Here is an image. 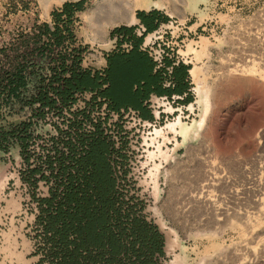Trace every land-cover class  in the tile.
Listing matches in <instances>:
<instances>
[{
  "label": "rangeland",
  "instance_id": "1",
  "mask_svg": "<svg viewBox=\"0 0 264 264\" xmlns=\"http://www.w3.org/2000/svg\"><path fill=\"white\" fill-rule=\"evenodd\" d=\"M96 1L98 0H85L82 10L74 11L67 18L59 11L63 3L76 2L74 0H0V93L16 86V76L19 73L23 75L31 72L32 75V84L25 90V99L17 96L10 112L0 114V123L3 120L1 115L8 116L12 124L18 123L20 115L27 111H22L23 101L31 96L35 83L39 80L38 76L46 75L53 65L56 66L66 57L69 50L81 54L86 51L87 46L93 47L98 51L97 60L94 61L97 62L102 49L107 53L113 50L112 32L115 29L134 26L136 11L149 6L157 7L160 13L169 17L163 30L165 34H162L161 29L158 31L159 35H163L162 39L173 47L178 59L190 66L188 87L191 97V105L187 106L184 118L177 128L178 143L168 155L158 158L160 166L155 161L152 176L139 183L142 192L148 195L147 212L166 240L165 263L264 264V203L259 207L254 206L252 193L241 195L242 199L239 201L225 196L227 199L223 205L220 204V208L227 205L228 215H232V210H245L251 218H257L258 215L259 226L248 227L246 232L241 231L245 226L239 224L244 219L238 218L237 221L236 218H231L233 222L237 221L239 227L230 224V218L222 219L221 216L208 212V206L181 202L186 188L188 191L194 186V174L201 165H205L204 162L208 164L214 161L217 164L228 160L229 164H221L223 168L219 164V168L225 169L224 175L236 178L235 184L240 179L237 177L236 167L240 166L247 168L249 176H261V181L264 182V141L261 143L260 166L250 161L257 151L256 133L264 128V78L260 79L252 71L247 75L233 72L236 67L250 66L249 60L244 59V52H248L247 50L261 51L264 59V0H185L183 12L177 10V4L172 0H144L142 7L140 4L133 5L130 21L117 22L107 28L104 43L92 40L88 25L82 17V13ZM54 12L61 14L58 18L59 25L72 30L70 42L59 47L56 55L46 52L48 47L42 44L45 43L43 38L36 34L39 31L38 25L54 23ZM150 37L147 35L144 41H148ZM41 52L42 55L39 54ZM127 58L129 61L125 60L123 69L121 67L122 70L118 72L121 86L114 101L120 105L137 96L134 93L128 94L124 71H133L132 78L138 72L133 70L131 56ZM111 62L115 64V58ZM262 66L261 69H264ZM246 76H249L247 80L251 83L246 82L245 87L240 86L238 77ZM212 91L221 94L220 102H216L211 96ZM96 111H101V107L96 108ZM176 123L167 124L166 129L173 130ZM69 139L73 152L77 155L88 147L89 141L84 139L78 142L74 134ZM38 140L42 143H35L39 147L37 151L31 148V154H36V158L31 160V155L27 157L30 158L32 167L40 163L38 156L45 142L42 138ZM33 141L30 140L29 144H34ZM6 142L8 143L5 144L0 137V147L13 146L11 155L14 160L13 163L7 162L0 148V181L3 185L0 192V264H53L43 248L44 233L42 224L37 221V202L32 201L28 195L25 198L19 197L20 187H23L24 192L26 185L18 181L12 183V189L8 188L11 189L9 194L18 195L13 197L15 202L12 199L6 200L5 183L20 167L14 144ZM158 144H161V139ZM156 154L155 157H159V153ZM41 155L43 157L44 154ZM222 159H225L224 162L220 161ZM36 168L40 169L38 165ZM39 174L40 177L41 173ZM45 175L54 179L49 171ZM53 181L55 187V179L48 180L47 183L44 180L40 184H45V191L48 192ZM235 184L231 187L239 188L240 185ZM211 192L214 195L219 190ZM220 194L225 195V192Z\"/></svg>",
  "mask_w": 264,
  "mask_h": 264
},
{
  "label": "trees",
  "instance_id": "2",
  "mask_svg": "<svg viewBox=\"0 0 264 264\" xmlns=\"http://www.w3.org/2000/svg\"><path fill=\"white\" fill-rule=\"evenodd\" d=\"M84 2L85 0L65 2L59 12L70 18L74 11L82 10ZM53 14L56 18L54 23L50 21L52 29L49 23L48 25L44 23L37 26L39 31L35 33L43 38L45 43L42 44L48 47L46 52L50 51L52 55H56L58 49L60 50L59 47L66 45V41H70L72 30L59 25L58 18L61 14L55 12ZM136 18L139 21L138 25L120 27L112 32V34L118 32L126 35L134 45L128 53L108 54L106 68V78L109 82L106 94L116 103L115 95L121 86L119 73L125 65V60L129 61L127 57L131 56L133 70L138 72V75L132 78L133 71H124L125 80L128 85V94L134 93L137 96L126 101L125 104L133 107H138V100L147 97L151 92L159 95L167 92L160 85L159 71L153 72V62L145 52L139 49V45L148 33L157 29L160 23L167 22L168 17L158 10L148 12L138 10ZM139 26L143 27L142 34L140 36L132 34ZM88 47L90 46L86 49ZM84 52L75 54L70 50L66 57L62 58L56 66L53 65L46 75L38 76L39 80L35 83L31 96L26 99L27 101H23L21 106L22 111H27L20 115L17 124L10 123L8 116L1 115L3 117L0 123L1 140L5 144L8 143L6 141H10L11 144L19 145L23 138L24 142L29 143L33 137V125L38 120L37 117L43 114L42 109L44 111L51 109L56 116H61L64 108L71 107L78 101L79 96L86 93L88 98H84V102L88 106L82 110L76 108L71 113L72 121L67 129H59V137L52 139L51 147L53 148L50 151L53 155L47 156L45 160L50 176H53L56 182L55 187L52 186L54 188L52 191L62 192L58 198L56 193L51 192L48 198L40 202L45 206L40 208L37 219L43 226V248L46 249V254L52 259L53 264H157V257L163 255V235L157 226L147 219V215L143 212L144 202L134 194L116 189L111 170L99 145L93 146L91 151L80 159L90 144L97 139L100 126V123L89 119L85 110H89L105 99L101 98L96 91L83 93L79 90L62 99L61 90L58 87L69 77V72H74L83 66ZM39 54L42 55V52ZM102 58L103 53L100 59ZM112 58H115V64L111 62ZM87 62L96 63L89 60ZM189 68V65L181 62L175 67L173 72L176 81L175 91L188 88L186 79ZM16 80L14 88L0 93V114L10 112L11 105L16 102L17 96L22 99L25 97V90L32 84L31 72L23 75L19 73ZM74 81L77 87H85L89 84L87 75H82ZM86 119L92 124L90 130L84 127ZM71 134L76 135L78 142L84 139L89 141L88 147H85L78 155L73 152L74 148L69 139ZM78 159L80 161L77 163ZM66 178L67 184L63 188Z\"/></svg>",
  "mask_w": 264,
  "mask_h": 264
},
{
  "label": "flooded vegetation",
  "instance_id": "3",
  "mask_svg": "<svg viewBox=\"0 0 264 264\" xmlns=\"http://www.w3.org/2000/svg\"><path fill=\"white\" fill-rule=\"evenodd\" d=\"M167 22H169V17ZM167 22L160 23L157 29L147 34L151 36L150 39L144 41L146 35L143 42L139 45V49L145 52L153 62V72L159 71L160 85L167 92L160 95L154 92L149 93L147 97L138 100V107H133L128 104H116L109 95L106 94V90L109 87V82L106 78L107 55L112 52L128 53L133 49L134 45L131 39L118 32L113 33L112 43L114 46H112V51L107 53L101 48L103 53L102 59L93 64L87 61L83 62V66L74 72H69V77L62 81L58 87L59 90H61L62 99L78 90L83 93H85V91H96L101 95V98L105 99V101L99 102V106L102 109V117L100 116L99 118L100 126L98 128L97 139L90 144V147L80 159H83L91 151L93 146L99 145L102 148L104 158L111 170L116 189L124 193L128 192L129 194H134L135 197L143 201L145 204L143 212L152 223H154V221L147 212V207L149 206L148 195L142 192V187L139 186V183L141 180L149 179V177L152 176L155 170V161H157L160 166L158 158L168 155L174 148L173 146L178 143L179 136L177 128L184 118V112L187 106L191 105L189 87L181 91H175L176 81L173 76L174 69L180 62L184 65L187 64L178 59L177 55L174 53L173 47L162 39L163 35H159L158 31L161 29L162 34H165L163 30H165V24ZM142 31L143 27L139 26L132 34L140 36ZM82 75H87L89 84L85 87L75 86L74 79H79ZM186 80L188 81V78ZM85 95V98H88L86 93ZM79 103H77V106L80 108L81 106ZM105 111L108 114L105 113ZM42 112L43 114L41 117H37L40 127H36V130H40L44 137H48L50 134L55 133L54 127H60L59 121L61 116L57 118L55 112L51 109L48 111L42 109ZM169 123H176L173 130L166 129ZM51 138L54 137L51 136ZM159 139H161V144H158ZM24 141L25 140L21 138V143L19 145H14L16 148V159L20 167L14 176L7 179L4 191L7 194L6 200L12 199L15 202L13 197L16 194H9L12 189L10 185L16 181L20 182V184H25L26 191L23 192V187L21 186V194L19 197L25 198L28 195L32 201L37 202L40 213V208L45 207L40 203L41 200L48 198L51 192L56 193L58 198L62 191L57 193L52 191L54 189L52 187L48 192L45 191V184L40 183L44 180H46L47 183L48 180L51 181L54 179L52 177H46L45 174L49 171V169L46 170L47 165H44L45 168H43L42 171V168L35 169L32 167V162H30L29 159L31 158V160H34L36 154H31V148L37 151L38 147L35 146V143L29 144ZM42 146L41 154L51 153L50 149L53 147L50 146L48 141L44 142ZM12 147H0L3 151V155H5L4 159L10 163H13L12 160H14L11 155ZM156 153H159V157H155L157 155ZM30 155L31 157L28 159L27 157ZM80 159L77 160V163ZM76 168L77 164L74 169L76 170ZM39 173H41L40 177ZM42 178L44 179L42 180ZM53 184L54 181L51 182L52 186ZM66 184L67 178L65 179L63 188ZM9 187L11 189H8ZM5 214L6 213H3V215ZM161 234L164 240L163 255L157 257V264H166V240L164 234L162 232Z\"/></svg>",
  "mask_w": 264,
  "mask_h": 264
},
{
  "label": "bare ground",
  "instance_id": "4",
  "mask_svg": "<svg viewBox=\"0 0 264 264\" xmlns=\"http://www.w3.org/2000/svg\"><path fill=\"white\" fill-rule=\"evenodd\" d=\"M45 2H46V0H45ZM172 2H176L177 10H179V12H183L184 6L186 5L185 0H172ZM139 3H140V0H98V1H96L94 3L93 6L87 8L82 13V17H83V19L86 21V23L88 25V28H89L90 33H91L92 40H99L102 43H104L105 42L104 38L106 36L107 28L110 25L116 24L117 22H123V21L128 22V21H130V19H131V14L130 13H131V10L133 8V5L134 6H136V5L139 6ZM49 26L52 29V23H49ZM262 28H264V27H262ZM262 35H264V29H263ZM69 42L70 41H66L65 44L68 45ZM247 51L248 52H244V59L247 58V60H249L250 66L247 65V66L242 67V68H237L236 67V68H234L233 72H239L242 75H247V73L249 71H252V72L257 73V76L260 79H261V77L264 78V69H261V65L264 66V59L261 57V51L260 52H256L255 49L253 51H250V50H247ZM97 53H98V51H96L93 47H88L86 49V51L84 52L83 62L87 61L88 59H89V61L97 60ZM248 77L247 76H246V78H241V77L239 78L238 77L237 81L240 84V86L244 85V87H245L247 85L246 82H250L251 83V81L247 80ZM231 78L234 79L233 77H231ZM232 79H230V80L232 82H234ZM229 84H230V82H229ZM230 85H232V84H230ZM231 88H232V86H231ZM222 92H224V91H222ZM211 94H212L211 96L214 98V100L216 102H220L221 101V99H222L221 98V94H219L218 92H213V91H212ZM84 98H85V95L79 96V99H78V101L76 103H73L71 105V107H68V109L64 108L61 111V119L59 121L60 122V127H54L55 128V133L54 134H50V135L48 134L49 135L48 137H44L43 133L40 130H36V127H40L39 124H38V120H37L36 123L33 125V137H32L31 140H34V141L32 143H36V144H37V142L42 143V141L38 140L39 138H42L44 141L46 139V141H48L50 143V146H51L52 139H53V138H51V136L52 137H56V136H58L59 129L60 130H65V129L68 128L70 122L72 121L71 113L74 110H76V107H78L77 103L80 102L79 104H80L81 107L80 108L78 107L79 110L80 109L81 110L85 109L86 106H88L84 102ZM101 101H103V100H101ZM94 106L95 107L93 108V110H90V109L89 110H85V114L89 115V119H91L92 122L100 123V119L99 118L101 116V111H96V108L99 107V102L97 104H95ZM104 107H106V106H104ZM260 111H261V109H260ZM105 113H107V112L105 111ZM56 117L58 118V116H56ZM84 127L87 130H90L92 128V124L90 123L89 120H87V119L85 120ZM256 138H257V141H258L257 142L258 143L257 151L251 158L253 160H250V161L252 162V164H256V165L260 166V163H261V143L264 141V128L263 129H259L257 131ZM51 155H53V152H51L49 154L48 153H44L43 157L40 154V156H38L40 163H37V165L40 168H43V165L46 162L45 160L47 159V156H51ZM224 160L222 159L220 161L224 162ZM225 163H228V160H226V162H224V163H220L219 162L217 164L214 161L208 162V164L204 162L205 165H201V167L198 169L197 173L194 174L195 175L194 176V180L195 181H193L194 182V186L191 187L188 191H187L188 188H186V192L183 193V197H182V201L181 202L183 204L185 202V203H188L190 205L193 204V205H197V206H208L207 207L208 212L215 213V215L221 216L222 219H229V218L233 219V217L236 218V220L238 218L239 219H244V221L240 222L239 224H243L245 226V228L244 229L242 228L241 231L242 232H246L248 227L252 228V227H258L259 226V220L260 219H258V215H257V218H255V217L251 218V215H249L247 213V211H245V210H242V211L232 210V215H230L231 213H229V215H228L229 208H227V205L223 206L224 208H220V207L223 205L224 200L227 199L226 198L227 196H228L229 199L231 198L233 200H238L239 201V200L242 199L240 196L245 194V193H252L253 198L251 200H252V203L255 204L254 206H258V207L261 206V203H264V182L261 181V176H249L248 172L246 171L247 168L246 167L243 168V167L240 166L238 168L236 167L237 172H238V176L237 177H240V179L239 180L237 179L238 182L235 184L234 182H235L236 178L232 179V177L230 178L227 175H224L223 171L225 169L222 170V169L219 168V166L221 164H225ZM37 165H35V166H37ZM233 166H234V164H233ZM236 166H237V164H236ZM227 167H225V168H227ZM44 168H45V166H44ZM222 168H223V166H222ZM230 168H227V170L230 169ZM239 171H240V173H239ZM221 172H222V174H221ZM232 184H235L237 186L240 185V186H239V188L238 187L233 188V187H231ZM214 189L216 191L219 190V192H218V194L215 193L214 195H211V193H212L211 190L213 191ZM222 189H225V190L222 191ZM221 192H225V195H221L220 194ZM261 194H262V197H261ZM220 204H222V205L220 206ZM259 212L261 213V211H259ZM253 218H254V220H253ZM232 219H231V223L230 224L239 226V224L237 223L238 220L233 222Z\"/></svg>",
  "mask_w": 264,
  "mask_h": 264
},
{
  "label": "crops",
  "instance_id": "5",
  "mask_svg": "<svg viewBox=\"0 0 264 264\" xmlns=\"http://www.w3.org/2000/svg\"><path fill=\"white\" fill-rule=\"evenodd\" d=\"M143 2H144V0L143 1H140V6L142 7V4H143ZM142 3V4H141ZM141 10H144V11H146V12H148V11H150V10H159L157 7H154V6H149V7H147V8H142ZM59 11V10H58ZM134 25H138L139 24V21H138V19L136 18V21L133 23ZM164 27V26H163ZM187 62H190V61H187ZM2 181H0V192H1V190H2V188H3V185H2V183H1Z\"/></svg>",
  "mask_w": 264,
  "mask_h": 264
},
{
  "label": "water",
  "instance_id": "6",
  "mask_svg": "<svg viewBox=\"0 0 264 264\" xmlns=\"http://www.w3.org/2000/svg\"><path fill=\"white\" fill-rule=\"evenodd\" d=\"M74 1H78V0H74Z\"/></svg>",
  "mask_w": 264,
  "mask_h": 264
}]
</instances>
